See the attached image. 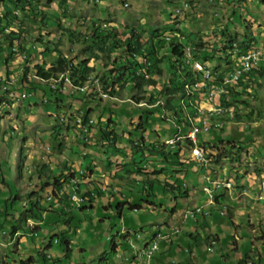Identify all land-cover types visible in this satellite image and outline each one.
<instances>
[{
	"label": "rangeland",
	"instance_id": "obj_1",
	"mask_svg": "<svg viewBox=\"0 0 264 264\" xmlns=\"http://www.w3.org/2000/svg\"><path fill=\"white\" fill-rule=\"evenodd\" d=\"M2 6L0 5L1 17L5 14ZM6 7L9 8L8 10L12 9L9 4ZM8 10L9 16L4 17L0 22V44H3V52L0 53V76L11 82V85L7 86V92L11 89H16V91L11 97L5 94L0 95L2 98L0 103L3 104H0V204L3 205L4 200L9 199L12 193L18 194L17 200H27L30 191L34 193V198L37 197L35 192L48 180L47 175L50 177L59 175V168L61 169L63 164L68 166L67 160L72 163L77 162L76 157L79 154L80 157L82 155L89 157L86 160L87 163L79 159L82 164L80 168L85 172V178L82 180L87 181L85 185L81 182L80 188L91 190L97 187L101 188L99 185L103 184L104 175L108 176L105 174L104 167L108 166L116 169L114 171L116 176L125 172L126 178L130 181L133 177H135L133 181L138 177L140 180H136L134 183L126 179L121 183L107 177V184L118 186L116 191H110L113 204L115 205L119 200L130 199L134 203L139 198H146L152 202V205H147L143 200L140 201L141 209L132 213L125 206L121 212L122 216L115 217L113 214L105 213L102 208V204L107 205L110 195L105 197L103 194L101 195V191H98L99 193H95L96 202L92 207H84L82 211L80 210L81 212L77 209L69 212L70 208L68 209L66 206L65 209L68 213L63 216L64 222L59 220L60 224L54 221L60 218L59 216L49 212L45 213L40 229L37 230V240L48 239L50 234L60 232L65 233L71 239L72 253L68 259L63 257L65 245L62 239L61 242L53 244L48 250V253L53 257L63 258L56 264H81L82 262L85 264H112L114 261L120 260V256L111 249L109 241L117 229L125 227L126 229L130 228L131 231L134 229L138 232L144 231L142 234L149 237L150 231L157 224L165 222V218L170 213L169 209L175 206L174 196L171 192L163 191V187L157 183L153 185L152 189H147L148 185L144 181L155 178L156 174H152V168L153 170H163L161 174L157 175L158 177L156 176L161 183L165 184L166 179L171 180L170 174L176 165L170 162L165 163L162 157L155 153L166 152L167 147L162 144V140L165 135H169L168 130L172 125L166 124L167 129L158 127L161 123L159 120L152 119L154 113L149 115L148 127L143 131V135L147 134L148 143L145 147H150L147 151L153 153L144 154L142 161H135L131 156V152H135L137 147L131 141L129 131L135 130V121L140 113L147 109L134 104L135 100L131 96L137 93L132 90L127 74H124L118 67L119 62H126L124 59L127 56L121 46L124 35L120 32L134 27L140 32L143 39L149 38L150 40L153 37L157 50L154 58H160V61L153 63L151 60L153 65L148 64L149 75L155 76L157 82L156 87H149L148 90L156 97L158 86L160 88V85L169 80L173 72V69H169V60L164 55L165 47L168 48V46L165 41L158 39V33L163 38V33L177 29L185 39L190 38L189 35H195V39L201 41L207 50H210L211 47L215 48V46L225 45L228 47L231 45L229 40L240 41L243 38L250 39L252 37L257 39V43L253 44L252 48H264V0H25L23 5L13 11ZM103 24H106V27ZM94 30L101 31L104 35L92 39ZM105 30H109V33ZM111 31L112 33H110ZM115 31L117 32L115 33ZM5 36H8L9 39H5ZM54 45L57 50L78 66L88 58L87 64L83 67L93 68L89 76L92 82L98 80L100 88L103 86L104 89H114L116 92L114 97L117 100L107 97L99 99L100 95L92 93L91 90L85 93L86 96L61 86V94H66L68 97L58 103L51 96L52 92L48 84L37 79L33 70L35 64L48 63L55 59ZM234 46L236 47V45ZM12 47L13 51H11ZM220 53L216 51L217 55ZM94 54H99V58L94 59ZM24 55L28 58L27 66H29L27 75L29 81L27 83L32 82L37 87L35 91H29L30 94H28V88L20 90V73L25 66ZM114 58H116L115 64L112 62ZM138 60L142 61L140 58ZM5 61L8 62L7 66H4V64L6 65ZM213 63L217 66L223 64H220L218 59ZM127 66L129 65L127 64ZM112 68L113 70H110ZM158 68L161 72L156 74ZM261 75L253 80L246 90L238 91L236 96H231L233 97L232 102H227V105L231 106L230 112L233 118L227 121L223 128L210 129L209 132L199 136V143L216 140L211 147L213 151L222 152L224 145L227 148L232 147L230 148L233 152L232 156L223 158L218 164L208 163L207 168L213 170L211 180L214 179L213 175L216 177L225 167L232 176L236 175L237 178L240 176L239 181L241 180L242 183V178L250 174L251 171L259 173V170L264 169V72ZM61 83L62 80L58 85ZM91 87L90 85L89 88ZM175 100L176 98H173V101ZM143 101L150 103L148 97ZM189 109L193 110V108ZM84 112L87 113V117H84ZM171 116L168 113L166 117ZM77 117L82 119L81 123L75 121ZM108 119H111V122L106 129L114 130L117 135L123 137L122 140L115 143L114 147L109 146L106 141H100V135L105 129ZM83 127H86L89 133L87 140L82 139L81 142L78 137ZM149 133L151 134L148 135ZM165 140L166 137L163 142ZM29 143L31 145L27 147ZM46 147L49 149H44ZM179 147L182 149L180 151L181 159H185L184 162L188 163L191 145L185 142L181 143ZM238 149L239 151H237ZM74 150L80 153H76ZM175 150L172 149L173 152ZM42 152L47 154L46 157L41 155ZM82 152L84 153L82 154ZM106 156H108L107 162L104 161ZM90 158L96 160L102 169L99 165H89L87 168L86 165L89 164ZM123 161L125 165H122ZM107 164L108 166H106ZM189 164L191 168L197 165L193 160L189 161ZM43 165L48 169L46 168L44 172L40 173ZM89 167L93 171L91 176ZM136 168H141L143 171L147 169V172L135 171ZM192 173L195 174L196 171ZM59 179L62 181L63 177ZM185 182L187 186L190 185L188 177L185 178ZM91 183L94 186H89ZM64 186L66 188L68 185L64 184ZM254 187L253 184L249 188L254 190ZM51 189L52 182L44 191H40L45 206L50 204L47 203L50 202L47 197L51 196L48 192ZM119 189L126 198H122L120 192L117 193ZM262 193L264 195V192ZM176 199L177 211H180L187 199L178 195ZM86 202L89 204L88 201ZM16 204L15 201L13 207ZM52 205L54 204L50 205L51 208H53ZM94 213L95 215H93ZM4 217L0 219V225L10 230L8 224H4ZM69 218L72 222H68ZM236 219L240 221L242 215L237 214ZM52 220L53 224L50 226ZM12 223L15 222L12 221ZM29 223L35 226L33 221L28 222L26 219L23 223L19 221L16 223L19 227L22 226L20 227L21 254L16 253L14 241L6 247L0 246V253H7L8 258L13 262L21 260L18 258L19 255L25 260L31 255L36 259L33 263H39L37 259L40 258V254L33 249L30 238H28V242L23 240L27 238L24 225L28 226ZM218 223L220 236H224L225 232L228 234L227 237H221V239H224L225 243L230 240L229 243L232 247L229 253L230 259L236 256L240 258L232 245V242L235 241L234 233H230L233 229L232 226L228 224V226L226 225L227 231H221V220H218ZM65 225L72 226L71 232ZM10 235L2 240L4 246L6 242L15 238H11ZM237 235L242 237L240 233ZM250 239L237 240L240 245L248 249L245 252L241 246L239 247L238 252L242 256L250 254L249 251L253 252L254 250L252 248L254 244ZM25 247L30 253H22ZM124 247L119 244L118 251L124 252ZM224 247L226 246L224 245ZM142 248L143 246L140 244L137 250ZM261 248L262 244H257V249ZM262 251L264 253V247ZM101 254H104L103 258ZM201 254H204L206 259L212 262L208 264H242L239 262V258H237V262L225 260V255L222 254L219 245H215L211 252L205 248ZM193 259L192 264L203 262L196 255H193ZM46 264L53 263L47 262Z\"/></svg>",
	"mask_w": 264,
	"mask_h": 264
},
{
	"label": "trees",
	"instance_id": "obj_2",
	"mask_svg": "<svg viewBox=\"0 0 264 264\" xmlns=\"http://www.w3.org/2000/svg\"><path fill=\"white\" fill-rule=\"evenodd\" d=\"M7 3H11L15 7H19L20 5H23L25 3V0H0L1 5H5ZM4 10H5V14L3 15V18L6 16H9L7 10L5 8H4ZM105 32L109 33V30H105ZM116 32L117 31H115V33ZM110 33H112V31ZM120 33L124 35V36H122L123 39H122L121 46L126 51L127 56L124 59L126 62H124V61L119 62L118 67L121 68V71L124 72V74H127V77L131 83L132 90L137 93L136 95L132 94V96H131L132 99H134L135 102H139V101L144 100L145 98L148 97L150 99V101H152L151 104H154L155 102L162 101V100H158V99L164 98L167 110L172 111L173 115H174L173 116L172 114H170L172 116L169 118L171 120L175 119V121L179 122L180 124L184 123L183 125H181L182 126V132L184 133L188 129V123L183 121L182 118L180 116H178L177 107L181 108L182 104L178 101L177 102L173 101V98H174V96L179 95V94L184 92V84L186 83L187 79L192 75V73L189 70H187L184 65L181 66L180 65L181 63H179L178 61H175V60L172 61V59H174V58L179 60V58L182 54V51L180 49L181 44L177 45V44H174L172 42H169L168 40H165V38H160L161 35L158 33V35H157L158 39L160 38L161 41H165L166 45L168 46V48L165 47L166 52H168V55H166V54H164V55L168 58V60H169L168 63L170 65V68H173L174 71H173L172 75L170 76L169 80H167L165 83L160 85V88L158 86V89H156V93H158V95L156 97H154L149 92L148 88L152 87V86L156 87L157 82H156L155 76L149 75V69H150L149 65L151 64V62H150L151 60L153 61V63L154 62L157 63L158 61H160L159 60L160 58H154L156 56L157 50L155 47V42H153L154 41L153 37H151L152 39H150V40H149V38L143 39L140 32H138V30L134 27L128 28L126 31H122ZM102 34L103 33H101V31L98 32V30H94V33L92 35V39L97 38ZM5 37H6L5 39H9L8 36H5ZM102 37H104V36H102ZM229 43H231V44L235 43V45L237 46L238 49L246 50V49L252 48L251 46L253 44L257 43V39H256V37H252L250 39L243 38L240 41H236L235 39H233V40H229ZM200 44L201 43L199 42L198 45H200ZM2 50H3V44H0V53L3 52ZM53 51L56 52V54H55L56 57L49 65L45 62L42 64H39V63L35 64V66H34L35 72L34 73H36V75L40 76L41 78H49L50 76L55 75L56 73L67 72L70 74V76L73 79V83H75V84H82L84 81H86L89 78L93 68L88 67V66H85V68L83 67L84 65L87 64L88 58L86 60H83V62L80 64V66H78L71 59H68L63 53H61L59 50H57V47H55V45H54ZM111 51H112V49L110 50V52ZM245 54H246V52L241 53L240 56H244ZM98 55L99 54H94L93 58L98 59L99 58ZM138 58H140L142 61L138 60ZM115 61H116V58H114V60L112 62L115 64ZM24 62H25L24 71L21 73V76H20V81H21L20 90L28 88L27 89L28 94H30L29 91H35L37 89V87L34 86V84L32 82L27 84V82L29 81L28 77H27V73L29 71V66H27L28 58L24 59ZM142 62L144 63V65ZM153 63L151 65H153ZM7 64H8V62L6 61V66H7ZM116 64H117V62H116ZM127 64L129 66H127ZM256 66L257 65L254 64L251 67V70L255 69ZM179 69H180V71H179ZM110 70H113V68ZM124 70H126L127 72L125 73ZM178 71H179V73H178ZM160 72H161V70L158 68L156 70V74H159ZM181 72H184V74L181 75L180 74ZM258 72L260 74H263L264 71L259 69ZM7 73H8V71L6 72V74ZM249 75L251 76L249 78V81L254 80V79H252V76L254 75V73H250ZM239 86L241 88H243L241 83ZM50 90L52 92L51 96L54 97L58 103H60L62 100H64V98L68 97V96H66V94L65 95L61 94V91L58 88H56V89L50 88ZM68 93H70V92H68ZM68 93H67V95H68ZM109 93H110V95L116 94L114 89L110 90ZM0 99L2 100V98H0ZM220 100H221V98H219V100H218V98H216L215 103H219ZM179 103L181 104V107H180ZM157 111H160V109L157 107H154L152 109H147L146 111L141 112L140 115L138 116V119L136 121L135 131H140L142 138H143V131H145L146 128L148 127L149 115H152L153 113L155 114ZM182 112H183V109H182ZM154 114H153L152 119H156V120H162L163 119V118H160L159 116H154ZM182 121H183V123H182ZM110 122H111V120H110ZM107 127L108 126H106L104 130H102L100 141H106V143L109 146L114 147L115 143L118 142L117 135L115 133H113L112 131L106 129ZM168 132L170 134L174 133L175 129L171 128L170 130H168ZM78 140H82V139L78 138ZM198 141H197V143H198ZM214 141L215 140L212 139L211 142L214 143ZM187 142H188V144L192 145V143L189 141V139L187 140ZM230 148H232V147H230ZM230 148L227 151L223 150L222 152H218L215 156L216 159L214 158V160H211L210 163L218 164L223 158H226L228 156V154L231 153ZM152 149L154 150V148H152ZM172 149H176V150L173 152ZM180 151H182V149L179 147V143H177V146L175 148L167 147L166 152H157V153L154 152L155 154H158V156L162 157V159L164 160L165 163L170 162V163H174L176 165L170 174V177L173 178V182L168 181L166 179L165 184L161 183L159 178H157L158 177L157 175L161 174L163 170H161V169L153 170L152 174H154V175L156 174L157 177L155 176V178L153 180L152 179H150V180L145 179L144 180L145 183L148 185L147 189H152V187L155 183H157L161 187H163V191H167V192H171V193L179 192V190L183 188V187H181L180 183H178L179 174L181 173V171H183V167L188 169V168H191V165L189 164V162L188 163L184 162L185 159L184 160L181 159L180 155H182V154L180 153ZM237 151H239V149ZM151 153H153V152H151ZM67 162H69V164L66 163L68 166L63 164V167L61 169L59 168V172H58V173H60L59 175H54L51 177L49 175H47L48 180H46L42 184L40 189L37 192H35V194H37V197H35V199L33 197L34 193L32 191L29 192V195L27 197L28 199L23 200V201H22V199L17 200V197H18L17 193H12L11 197L9 199L4 200L5 202L3 205L0 204V205H2V206H0V219H2L5 216L4 217V224L5 225L8 224L7 226L10 227V233L11 234L15 233L16 231L21 229L20 227H22L21 225L19 227L16 223L18 221L20 223H23L27 217H29L30 219H32L35 222H38L39 226H37L36 229H39L40 224L42 223L43 215L45 213H48V212L53 214V215L56 214L57 216H59L60 218L55 219L54 221L58 222L57 224H60L59 220H62L63 216L68 213L67 209H65L66 206L68 207V209L70 208L69 197H70V193H71V186H69L70 188L68 186L65 188L64 184L70 183V181L73 177H76L79 181L86 183L85 182L86 180H82L83 178H85V174H84L85 172L79 173L78 167L74 168V163H72L68 160H67ZM197 167L200 169L205 168V166H202V165H197ZM46 168L48 169V167L43 165L41 170H40V173L44 172ZM89 171L91 172V168H89ZM127 171H131V170H127ZM140 172H143V170L141 168H140ZM260 172H261V170H259V173ZM112 176H113L112 174H108L107 177L112 178ZM60 177H63L62 181H60V179H59ZM239 178H240V176H239ZM50 180H52L51 182H52V187H53L51 192L55 195V197L57 198V201H58L57 202L58 204L56 205V207L54 209L51 208V206H48V207L43 206L41 204L42 196L39 194L40 191L41 192L44 191V189L46 187L51 185ZM80 185L81 184H77L75 187V191L78 194H80V196L83 199V201L80 202L79 207H78L79 212H81L84 207L91 205V203L93 202V200L95 198L93 195L95 193L94 192L95 190L97 193L100 192V188H96V189L94 188V190L83 189V188H80ZM61 190H62V192H61ZM98 190H99V192H98ZM184 192H185V190H184ZM143 200L145 201V203H150V204L152 203L151 201H149L146 198H139V200L134 202V203L133 202H127V203L117 202L113 206V213L112 214L115 217H120V208L124 204H128L129 209H138V208L140 209L142 207V204L140 203V201L142 202ZM15 201L17 202V204L15 207H13V204ZM86 201H88L89 204H87ZM215 202L216 203L218 202L217 197H215ZM111 205H113V203L112 204L110 203L107 206H103V207L105 209L107 207L112 208ZM72 210H73V208L70 209L69 212H71ZM7 216L10 218H8ZM8 219L11 221H9ZM12 221H14L15 223H12ZM5 222H8V223H5ZM52 222H53V220L51 221L50 226H51V224H53ZM68 222H72L70 218H69ZM24 226H26L25 231L30 230V228L27 226V224ZM0 228H7V227L0 226ZM127 235L128 236H126V233H125L123 236L120 235V237H118L117 233H115V234L113 233V235L111 236V238L109 240L111 243V246H110L111 249L116 251L115 248L117 245L118 238L120 239V242H121L122 238H124L125 243H126V246L124 247V250H125L124 252L125 253H131L132 249H133L131 246V242L135 245H139V243H141L142 233L137 232V230L134 229V230H132L131 235L129 232ZM165 241H162L161 243L163 245H166L167 243ZM67 242H68L67 239L64 240V244H66ZM168 245H173V244L171 243ZM190 252H192V250L188 249V253H190ZM66 253H68V252H66ZM182 254H185V252L183 251ZM193 255H196V252H193ZM64 256L67 257L68 255L65 254ZM131 257L136 259V256H131ZM242 262L245 264H248L245 260H243ZM27 263H28V260L20 261V264H27Z\"/></svg>",
	"mask_w": 264,
	"mask_h": 264
},
{
	"label": "clouds",
	"instance_id": "obj_3",
	"mask_svg": "<svg viewBox=\"0 0 264 264\" xmlns=\"http://www.w3.org/2000/svg\"><path fill=\"white\" fill-rule=\"evenodd\" d=\"M11 5L12 6V9L11 10H8L9 8H7L6 7V5ZM1 5V4H0ZM2 6V5H1ZM2 8L4 9H6V10H8V11H13L15 8H18V7H15L14 5H12L11 3H7V4H5V5H3L2 6ZM1 21H3V17H1L0 16V22ZM104 25V27H106V24H103ZM104 29V28H103ZM106 29V28H105ZM166 36H168L169 37V39H166L165 37ZM190 36V38H188V39H185V37H183V35L180 33V30L178 31L177 29L176 30H172V31H170L169 33H163V35H162V37L163 38H165V40H168L169 42H172V43H174V44H181V51H182V54H181V56H180V58H179V60H177V59H172V61L173 60H175V61H178L179 63H181L180 65L182 66V65H184L185 66V68L187 69V70H189L191 73H192V75L187 79V81L186 82H188V80H191V79H193V76H194V74H193V69H192V66L189 64V63H187L185 60H184V58L182 59V57L184 56V53H185V45L186 44H188V43H190V44H192L193 45V49H194V51L196 52L195 54H194V59L195 60H198V61H201V62H208V63H210V65L214 68V69H216V70H221V69H223V68H225V66H230L231 64H232V61H233V59H234V57L236 56V53H240L241 51L240 50H238V48H237V46L235 47L234 45H235V43H233V44H231L230 46H228V47H226L225 45L224 46H220V47H217V46H215V48H212L211 47V49L210 50H207L206 48H204V46L202 45V44H200V45H198V43L200 42L201 43V41H197L196 39H195V35H189ZM161 38V37H160ZM195 41V42H194ZM250 49H255V48H250ZM264 50V48H260V49H257L260 53H261V55L262 56H264V52H262V51H260V50ZM14 50V48L12 47L11 48V51H13ZM247 50V49H246ZM216 51L217 52H221L220 54H216ZM242 51H244V50H242ZM165 54H167L168 55V52H166ZM2 56V55H1ZM162 56V55H161ZM186 57V56H185ZM229 57V58H228ZM27 57L24 55V58H23V60L24 59H26ZM190 59H193L192 57L190 58ZM216 59H218L219 60V63L221 64V63H223V64H221V66H217V64H215V63H213V62H215L216 61ZM52 62V61H51ZM51 62H45V63H47L48 65L51 63ZM5 63H6V61H5ZM42 63H44V62H42ZM41 63V64H42ZM143 63V62H142ZM219 64V65H220ZM47 65V66H48ZM143 65H144V63H143ZM4 66H6L5 64H4ZM34 67V66H33ZM143 67V66H142ZM169 69H173V68H169ZM260 70H262V71H264V69H261V68H259ZM34 70V72H35V69H33ZM186 70V71H187ZM23 71H24V69H23ZM22 71V72H23ZM173 71H174V69H173ZM179 71H180V69H179ZM179 71H178V73H179ZM21 72V73H22ZM21 73H20V76H21ZM61 73H66V74H68L69 75V77H70V79L72 80V83H73V79H72V77L70 76V74L69 73H67V72H61ZM61 73H56L57 75L58 74H61ZM173 73V72H172ZM55 74V75H56ZM181 75H183L184 74V72H181L180 73ZM27 75H28V73H27ZM34 75L35 76H37V77H40V76H38V75H36V73H34ZM172 75V74H171ZM9 76V75H8ZM262 75L260 74V76L259 77H261ZM45 79H48V78H45ZM255 79H257V78H255ZM254 79V80H255ZM29 80V79H28ZM7 81V79H3V78H1V76H0V83L1 84H3V83H5ZM97 82H98V80H96ZM253 81V80H252ZM252 81H250L249 83H246V84H244V85H242L243 86V88H241L240 86H238L237 88H236V90L234 91V92H232V91H229L226 95V97H225V99H224V101L223 100H220L221 101V103H225V105L226 106H228L227 105V102H232V98L233 97H231L232 95H234V96H236V92H238V91H244V90H246L249 86H250V84H251V82ZM88 83V87L91 85L92 86V84H93V82H92V80H91V78L89 77L86 81H84L82 84H80V85H83V84H85V83ZM92 83V84H91ZM99 83V82H98ZM28 84V83H27ZM46 84H48L47 82H46ZM73 84H75V83H73ZM186 84V83H185ZM184 84V85H185ZM48 86H49V84H48ZM50 87V86H49ZM51 88V87H50ZM52 89V88H51ZM89 90H91L92 91V87L91 88H89L88 89V91ZM100 90L101 91H106V92H108V94H109V96L110 97H108V98H110V99H113V100H117V99H115L114 98V96L115 95H110V93H109V91L111 90V88H106V89H104L103 88V86L100 88ZM13 91H16V89L15 90H13ZM76 92H80L81 94H85L86 92H81V91H79V90H75ZM72 92H74V91H72ZM72 92H70V93H72ZM232 92V93H231ZM21 93V92H20ZM92 93H94L93 91H92ZM92 93H90V94H92ZM184 93H185V88H184V92L183 93H181V94H179V95H176V96H174V98H176V102L178 101L179 102V100H180V98H182L183 97V95H184ZM0 95H3V93L2 94H0ZM86 96H87V94H85ZM100 95V94H99ZM7 96V95H6ZM101 95H100V97H99V99H101ZM103 98V97H102ZM163 99V102H164V104H165V107H166V103H165V99L164 98H161V99H158V100H162ZM1 100V99H0ZM140 102H145V101H143V100H141V101H139V102H135L134 104L136 105L137 103H140ZM152 101H150V103H151ZM1 105H3L2 103H0ZM179 105H180V107H181V104L179 103ZM137 106V105H136ZM137 107H139V106H137ZM155 107H157V108H161L160 107V105L158 104L157 106H155ZM228 107H230V110H231V106H228ZM146 108V107H145ZM152 108H154V107H152ZM152 108H150V109H152ZM146 109H149V108H146ZM167 109V108H166ZM230 110L228 111V115H230V116H228L227 118H225V119H223V125L221 126V127H217V128H213V129H220V128H223L224 127V125H225V123L227 122V121H230L232 118H233V116L231 115V112H230ZM169 111V110H168ZM158 112L159 111H157L156 113H155V116H158ZM181 112H182V108H178L177 107V113H178V116H180L181 118H182V114H181ZM169 114H172L173 115V112L172 111H169ZM84 117H87V113L86 112H84ZM174 116V115H173ZM78 119H80V121H78ZM61 120H62V118H61ZM110 120L111 119H108V122H107V124H106V126H108L109 125V123H110ZM154 120V119H153ZM76 122H78V123H81L82 122V119L80 118V117H77L76 118V120H75ZM137 121V120H136ZM136 121H135V124H136ZM157 121V120H156ZM162 121V122H161ZM159 120V122L161 123V125L160 126H158V127H164L165 129H167L166 128V124L167 125H170V123L169 122H167L166 120H164V119H162V120ZM171 126V125H170ZM102 127V126H101ZM136 127V126H135ZM170 128H173V126L172 127H170ZM212 129V130H213ZM104 130V129H103ZM170 130V129H169ZM110 131H112L113 133H115L114 132V130H111L110 129ZM135 131V130H134ZM129 131V136L131 137V141L132 142H134V144L136 145V147H137V150L135 151V152H131V156L134 158V160L135 161H142V159H143V156H144V154L145 155H150V153L151 152H148L147 150L150 148V147H145V145L148 143L147 142V139H146V135L147 134H144L143 135V138L141 137V133H140V131ZM209 132V131H208ZM88 133H89V131H88V129L86 128V127H83L82 128V130L80 131V136L78 137V138H81V139H83V140H87V135H88ZM102 134V133H101ZM116 134V133H115ZM151 133H149L148 135H150ZM172 134V133H171ZM170 133H169V135L168 136H170L171 135ZM203 134V133H202ZM117 135V134H116ZM168 136H164V138L165 137H168ZM200 136H202L201 134H200ZM100 137H101V135H100ZM128 137V136H127ZM164 138H163V140H164ZM123 139V137L121 136H119V135H117V140H118V142L120 141V140H122ZM163 140H162V144L164 145V146H166V147H169V146H167V145H165L164 144V142H163ZM199 140V139H198ZM215 140V139H214ZM79 141H81V140H79ZM212 141V140H211ZM209 142L210 144L212 143V142ZM216 141V140H215ZM217 141H220V140H217ZM230 141H232V140H230ZM82 142V141H81ZM88 142V141H87ZM204 144H206V142H203V143H197V145H204ZM30 145H31V143H29V145L27 146V147H30ZM179 145H181V144H179ZM213 146V143H212V145H210V148L208 149V152H209V161H208V163H210L211 162V160H212V158H215L216 159V154L218 153L217 151H213V150H211L212 147ZM225 147H223V150H229V148H227V146L226 145H224ZM191 147H192V145H191ZM83 148H84V146H83ZM169 148H172V147H169ZM44 149H46V150H48L49 148H44ZM85 149V148H84ZM76 153H80V152H78V151H76V150H74ZM190 151H191V149H190ZM231 153L230 154H228V156H232L231 154H233V152L232 151H230ZM84 152H82V154H83ZM41 155L42 156H44V157H46V155L47 154H45V153H41ZM78 157H76L77 159L78 158H80L81 159V161L82 162H84V163H87L86 162V160L87 159H89V157H87V156H83L82 155V157H80V154L79 155H77ZM188 157L190 158V160L189 161H191V160H193L192 158H191V156H190V154L188 155ZM107 159H108V156H106V158L104 159V161H106L107 162ZM183 160V159H182ZM80 161V160H79ZM188 161V162H189ZM194 161V160H193ZM185 162H187V161H185ZM195 162V164H197V165H202V164H199V163H197L196 161H194ZM74 163V168L75 167H78V171H79V173H84V171H83V169H81L80 167L82 166V164H81V162H80V164H78L77 162H73ZM83 163V164H84ZM89 164L88 165H86V167L88 168V166L89 165H95V164H91V161L89 160V162H88ZM208 163L206 164V165H202V166H205V167H208ZM122 165H125L124 164V161L122 162ZM196 165V166H197ZM106 166H108V164L106 165ZM122 167H124V166H122ZM90 168V167H89ZM105 168V174H112V172H111V167H104ZM191 169V168H190ZM140 171V168H137V169H135V171ZM83 171V172H82ZM152 171H153V168H152ZM186 171H187V168H184L183 169V171L179 174V179H178V183H180V185H181V187H183L182 189H180L179 190V192H174L175 194H173V193H171L174 197V200H173V198H172V200L174 201V203H175V200H176V197H177V195L178 196H181V194L182 193H184V188H185V185H186V182H184V179L186 178L185 177V175H186ZM92 172V173H91ZM89 171V175L91 176V174H93V171ZM143 172H147V169L145 170V171H143ZM142 172V173H143ZM150 173V172H149ZM85 174V173H84ZM125 174V172L123 173V175ZM113 176L114 175H116V174H112ZM214 177V179H212V180H215V179H220V180H224V181H226V180H229L230 182H231V184H232V186H231V188H229V189H232L233 187H235L234 186V183H238V180L240 179V178H237V176L236 175H234V176H232L231 178H226V177H221V178H218V177H215V176H213ZM133 178H135V177H133ZM133 178H132V181H130V180H128L127 179V181H130V182H132V183H134L136 180H140L138 177H136V179L133 181ZM205 180H207V184H208V181H212L211 180V177L209 176H207V177H205L204 178ZM169 181H172L173 182V178H171V180H169ZM85 182H87V181H85ZM67 185H68V187L69 186H71V193H70V197H69V201H70V209H72L73 208V210H75V209H77L78 210V207H79V204H80V202L81 201H83V199H82V197L80 196V194H78L76 191H75V187H76V185L77 184H81V181H79L76 177H73L72 179H71V181H70V183H66ZM83 184H85V183H83ZM206 184V185H207ZM89 186H94V184L93 183H91V185H89ZM101 188H100V191L102 192V194L105 196V197H108V195H110L109 196V198H108V203H107V205L108 204H110L111 202L113 203V201H112V199H113V197H111V194H110V191L112 190V191H116V189L118 188H116V189H114L113 187H111V186H114V185H110V184H107L104 180H103V184H101V185H99ZM49 187V186H48ZM114 187H116V186H114ZM70 188V187H69ZM98 188V187H97ZM52 189H53V187H52ZM51 189V190H52ZM63 189V188H62ZM96 189V188H95ZM218 189H227V190H229L228 188H224V187H220V188H218ZM218 189H216V190H214V192H213V194H214V197H213V204H211V205H206V201H207V195H206V199H205V201H204V203L203 204H200V205H194V206H188V207H186L183 211H182V218H181V220L183 221V222H185V221H187V220H196L197 219V216L198 215H201V216H203V217H205V216H207V215H210L211 214V211H210V207H212L213 209H214V211H215V214L217 215V216H219L221 219H228V208H227V205L226 204H217L216 202H215V197L217 196V193L216 192H218ZM51 190H48V192H49V194L51 195V196H49V197H51V199H50V202H47V203H50L49 204V206L51 205V204H54V205H52L53 206V209L56 207V205L58 204L57 202V198L55 197V195L51 192ZM91 190V189H90ZM92 190H94V189H92ZM202 190H203V188H202ZM99 191V190H98ZM61 192H62V190H61ZM60 192V193H61ZM92 192V191H91ZM95 193H97L96 192V190L94 191ZM121 193L122 191L121 190H119L117 193ZM204 192V191H203ZM95 193L93 194L94 195V197L96 196L95 195ZM205 193V192H204ZM40 194V193H39ZM101 194V195H102ZM206 194V193H205ZM73 195H77L81 200H79V201H74V199L72 198V196ZM99 196H100V194H99ZM121 197L122 198H126V196H124L122 193H121ZM48 198V197H47ZM35 199V198H34ZM107 199V198H106ZM20 200V199H19ZM23 201V200H22ZM95 202H96V199L94 198V200H93V202L91 203V205H89V206H91L92 207V205H95ZM118 202H124V203H127L126 201H124V200H119ZM111 203V204H112ZM41 204L43 205V206H45L44 205V202H43V199H42V202H41ZM147 205H152V203L150 204V203H146ZM106 204H102V208L103 209H105L103 206H107ZM124 205H127V208L129 209V207H128V204H124ZM123 205V206H124ZM176 205V204H175ZM112 206H114V204L112 205ZM123 206L121 207V208H123ZM154 206V205H153ZM199 206H202V212H200V213H198V214H196V216H195V218H186V219H184V212H185V210L186 209H189V208H195V207H199ZM225 207L224 209H222V207ZM45 207H48V206H45ZM95 207V206H94ZM120 208V209H121ZM142 208V207H141ZM140 208V209H141ZM84 209V208H83ZM82 209V210H83ZM173 209H175V206L172 208V209H169V211H171V210H173ZM220 209H222V214L220 213ZM72 210V211H73ZM80 210V209H79ZM130 211H135V210H139V208L138 209H129ZM173 213V212H172ZM93 215H95V213L93 214ZM122 215H121V212H120V217H121ZM26 221H28V222H30V221H33L32 219H30L29 217H27L26 218ZM34 222V225L35 226H33L32 224H28V227L30 228V230L29 231H27V238H30V241L32 242V241H35V246H36V248H34L35 250H37V252L40 254V258L39 259H37L38 261H39V263L38 264H46L47 262H51V263H53V264H56V262H60V260L61 259H63V258H58V257H53L50 253H48V250L52 247V245L53 244H57V243H59V242H61V239H62V241L64 242V240H68V242L66 243V244H64L65 245V251H64V255L65 254H67L68 256L67 257H65L64 256V259H68L70 256H71V253H72V249H71V239L69 238V236H67L65 233H63V232H60V233H55V234H50L49 235V237H48V239H44V238H41V239H39V240H37V236H38V233H37V230L38 229H36V227L37 226H39V223L38 222H35V221H33ZM0 226H3V225H0ZM67 228H68V230L71 232V228H72V226L71 225H65ZM162 226H165V227H167V228H169V229H172V228H179V231H178V233H175V234H172L171 236H170V238H168V239H161V240H159L158 241V249H156L155 251H153L152 252V254L150 255V257H149V263L148 264H153V262H154V257L156 256V255H158V254H160L161 252H162V248H163V246L164 245H162V241H165L166 243H167V245L168 244H171V243H173L174 242V237H176V235L177 234H179L180 232H181V228L179 227V226H174V225H171V224H169L168 222H163L162 224H157L156 226H155V228L154 229H152L151 231H150V236L148 237L147 236V238H146V235H144V234H142L143 236H142V238H141V243L140 244H142V246H143V248L141 249V250H137V248L140 246V245H135V244H133L132 242H131V246H132V250H133V256H136V260H135V264H145L143 261L146 259V256H145V254H144V252L146 251V250H148V249H150V245L152 244V242H153V238L156 236V234H157V232L159 231V229H161L162 228ZM39 229H40V227H39ZM122 229H124V228H122ZM118 230V231H117ZM116 231H115V233H117V235L118 234H120V235H124L125 233H126V236H128L127 234H128V232L130 233V235H131V233H132V231H131V229H126V230H119V229H117ZM2 231H5V233L3 234L2 233ZM138 232V231H137ZM142 232H144V231H142ZM141 232V233H142ZM114 233V234H115ZM9 235H10V230H7V228H0V246H2V247H6V246H8V245H10L13 241H14V247H15V250L17 251V250H20V247L21 246H19V239L21 238V230L19 229L18 231H16L15 233H13V234H11L10 235V237L12 238V237H15V238H12L11 240H9L8 242H6L5 243V246H4V242L2 241L3 239H6L7 237H9ZM18 235V237H16ZM57 236V237H56ZM58 236H60L59 237V239H58ZM111 238V237H110ZM26 239V238H25ZM122 239H124V238H122ZM110 240V239H109ZM118 243H117V245H116V253L118 254V247H119V244H121L120 243V239L118 238V241H117ZM122 246H125L124 244H121ZM215 245H217V243H216V240H215V238H211V240L209 241V243H207V246H205V248L209 251V252H211V251H213V248H214V246ZM188 247H183L182 248V250L185 252V255H188L189 256V259L191 260V262L193 261V250H192V252H190V253H188ZM66 252H68V253H66ZM22 253H24V252H22ZM119 256H121V254H118ZM101 256H102V258L104 257V254H101ZM19 257V256H18ZM22 257V256H21ZM0 258H1V264H20V261H22V260H25V258H20L21 260H19V261H16V262H13V260H10L9 258H8V254L7 253H3V252H1L0 253ZM126 260H129V258L128 257H126L125 258ZM26 260H28V263L27 264H34L33 262H34V260H36L33 256H31V255H29L28 256V258L26 259ZM143 262V263H142ZM191 262H189V263H186V264H192ZM171 263H176V261H174V260H172L171 261Z\"/></svg>",
	"mask_w": 264,
	"mask_h": 264
},
{
	"label": "crops",
	"instance_id": "obj_4",
	"mask_svg": "<svg viewBox=\"0 0 264 264\" xmlns=\"http://www.w3.org/2000/svg\"><path fill=\"white\" fill-rule=\"evenodd\" d=\"M79 159L80 158L77 159L78 164H80L81 162L79 161ZM90 161L91 164L99 165V163L94 159L90 158ZM99 167L100 169H102L100 165ZM115 170L116 169L111 168L112 174H114ZM193 171H196V173L195 174L192 173ZM256 173L257 172L251 171L250 174L242 178L243 183L241 182V180L240 181L238 180V183H234L235 187H233L232 189L229 190L218 189V192H216L217 193L216 197L218 200L217 204L219 205L223 203L227 205L228 219H219L220 217L217 216L215 214L214 209L210 207V211H211L210 215H207L205 217L198 215L196 220L189 219L183 222L181 220L182 218L181 216H182V211L186 207L194 206L197 204L200 205L204 203L206 199V194L203 192L202 188L204 185L207 184V180H205L204 178L207 176L211 177L213 174V170H210L207 167L200 169L196 165H194L191 169L188 168L186 171V177H188L190 185L188 184L189 186H187L186 183L184 188L185 192L181 194L183 198L187 199L185 201L186 204L182 205V209L180 211H177V199H176L175 209L171 210L168 216L165 218V222H168L169 224L174 226H179L181 228V232L177 234L176 237H174V242L172 243L173 245L166 244L163 246L162 252L154 257L153 264H173L171 263L172 260L176 261V263L174 264H186L191 262L188 255L182 254L183 247H188L190 250L196 252V257L199 256V258L202 259L203 261L200 264H208L211 261L206 259L204 254L201 253H203V251L205 250V246H207V243H209L211 238H215L217 245H219L220 249L222 250V254L225 255L224 257L225 260H233L237 262V258H239V256L230 259L229 253L232 250V247L229 243L230 240L226 241L225 243V240L221 239V237H227L228 234L227 232H225L224 236H220L221 234L219 233L218 220H221L222 222L221 231L226 230V225L228 226V224L232 226L233 229L230 233H234L235 241L233 242L231 241V242L237 254L240 255L239 258L240 263L245 264L242 262L243 260H245L248 264H264V253L262 251V248L264 247V195L262 193L264 192V178H263L264 169L262 168V171L260 173L258 174ZM194 175H198V176L196 177ZM104 176H105L104 181L106 182V180L109 177L107 178V175ZM216 177L231 178L232 174H230L227 171V168L225 167V169H223ZM110 179H114L113 181H119L121 183H123L125 179L127 180L126 175L125 174L123 175V173L117 174V176L114 175ZM253 184L255 186L254 190H250L249 187L252 186ZM112 187L116 189L118 186L117 187L112 186ZM173 194L175 193L173 192ZM126 202H131V201L130 199L129 200L126 199ZM125 206L127 205H124L123 207ZM104 210L105 213L112 214L113 206L112 208L107 207ZM123 210L124 208H121L120 212H122ZM131 212L133 213L134 211ZM237 214L242 215V219L240 221L236 219ZM122 228L124 229H119V230L121 231L126 230L125 227ZM237 233H240L242 235L241 238L243 239L251 238L250 240L254 244V246H252V248H254L253 252L249 251L250 254H245L243 256L238 252L240 246L242 247V250H245V252H247L248 249L243 245H240V243L237 241L241 239L237 235ZM117 236L120 237V234H118ZM23 240L28 242V238ZM121 242H120L121 244H124L126 246L124 239H122ZM32 243H33V249L36 248L35 241H32ZM257 244H262V248L257 249ZM224 245L226 247H224ZM19 246H22V238L19 239ZM23 252L24 254L30 253L29 250L28 251L26 250V247L25 250H23ZM117 252L118 254H121L120 260L119 261L116 260L112 264H135L136 259L131 257L133 256V250L131 253H125L120 251ZM16 253L21 254V251L17 250ZM118 254L116 253V255ZM126 257H128L129 260H126L125 259ZM18 258L20 259L23 257L19 255ZM0 264H1V258H0ZM81 264H85V263L82 262Z\"/></svg>",
	"mask_w": 264,
	"mask_h": 264
},
{
	"label": "bare ground",
	"instance_id": "obj_5",
	"mask_svg": "<svg viewBox=\"0 0 264 264\" xmlns=\"http://www.w3.org/2000/svg\"><path fill=\"white\" fill-rule=\"evenodd\" d=\"M165 38L169 39V37L167 36ZM191 47L192 49L194 48L192 44H191ZM254 50H257V49H247V50L241 51L240 53H236V55L240 56L241 53L246 52L244 56H247V54H253V53L258 52ZM195 53L196 52L194 51V54ZM183 58L187 62L186 52L184 53V56L182 57V59ZM187 63H189L192 66L194 76H193V79L188 80V82H186V84L184 85L185 94L179 100V102L182 104L181 108L183 109V113L185 114L184 119L182 118V120L188 123V129L184 133L182 132L181 124L176 122L175 119L171 120L169 117H166L169 111L166 109L163 100L155 102L154 104L147 103V102H140L136 104L139 107H146V108L155 107L158 104L160 105L161 108H160V111L158 112V116L160 118L165 119L167 122H169L175 129H178L176 132L166 137V140H165V141L170 140L172 146H169V147H172V148H175L177 146V143L179 144L185 143L187 142L188 139L189 141L192 139V135H193V117L192 116H195V122H197V127H203V130H205V132H208L210 129H213V128L221 127L223 125V119L230 116L228 115V111L230 110V107L226 106L225 103L224 104L221 103V101L219 103H215V99L217 97H223L221 98V100L223 99L224 101L225 97L227 96L226 94L229 91L234 92L236 88L240 85V83L241 85H244L250 82L249 81V78L251 77L249 75L250 73H254V75L252 76V79H255L260 76V73L258 72L259 68L264 69V57H259L258 61L251 63L249 66H248V61H240V63L235 68L234 74L232 75H231V69H226L229 66H225V68L221 70H216L208 62H201V61L194 59V64L192 62H187ZM201 64H208V71H219L218 74L215 77H213V79L206 86L202 83V78L196 74V65H201ZM254 64H256L257 66L255 69L251 70V67ZM65 74L66 73L52 75L48 79L37 77V76L36 78L42 82L53 84L54 86H61L62 83L60 85L58 84L62 80V77H64ZM188 86L190 87V89L194 91L196 95H203V97L206 98V104H197V102L193 99L192 93H190ZM68 87L72 91L79 90L81 92H86L89 89L87 82L83 85L73 84L69 75H68ZM92 91L96 94H100L103 98L110 97L108 92L100 90V85L96 80L92 84ZM3 94L7 95L8 97H11L14 93L13 92H3ZM189 108H193V110L190 111ZM78 121H80V119H78ZM198 139H199V136H194V142H191L192 143L191 150L194 151L192 152L191 158L197 163H200V154H201V156H206V164H207L209 161L208 149L210 148V145H212V143L211 144L206 143L204 145L199 146L197 145ZM164 144L167 145V142H164ZM190 156H191V153H190ZM206 164H202V165H206ZM221 186L229 189L231 188L232 184L229 180L224 181L220 179H215L212 181H208V184L203 186V191L206 193L207 196H213L214 190L220 188ZM50 199L51 197H49V200ZM202 211H203L202 209H193V217H195L196 214ZM219 211H221V209ZM165 228H166L165 226H162L161 229H165ZM2 233L4 234L5 231H2Z\"/></svg>",
	"mask_w": 264,
	"mask_h": 264
},
{
	"label": "built area",
	"instance_id": "obj_6",
	"mask_svg": "<svg viewBox=\"0 0 264 264\" xmlns=\"http://www.w3.org/2000/svg\"><path fill=\"white\" fill-rule=\"evenodd\" d=\"M184 51L187 53V62H192L194 64V49H192L190 43L185 45ZM191 57L193 59H190ZM259 57H264V56H262L260 52H256L253 54H247V56L236 55L232 61V64L226 69H231V75H232V74H234L235 68L240 63V61H248V66H249L251 63L258 61ZM218 72L219 71H208V64L196 65V74L202 78V83L205 86L213 79V77H215L218 74ZM8 85H11V82H9L8 80L3 84L0 83V93L7 92V86ZM49 86L52 89L58 88L59 90L61 89V86H63V88L68 87V74H65L64 77H62V85L61 86H54L53 84H49ZM188 89H189L190 93H192V97L197 102V104H206V98H204L203 95H196L194 93V91L192 89H190L189 86H188ZM229 89H230V87H229ZM9 92L14 93L15 91H13L11 89V91H9ZM217 98H223V97H217ZM150 108H152V107H149V109ZM167 115H168V113H167ZM184 116H185V114L182 112V118L183 119H184ZM192 117H193V135H192V139L190 140V142H194V136H200V134L205 133V130H203V127H197V122H195V116H192ZM177 130L178 129H175V131H177ZM165 142H167V146H172L170 140L165 141ZM192 152H194V151L193 150L190 151L191 157H192ZM199 164H206V156H201V154H200V163ZM213 197H214V195L213 196H207V201H206L207 206L213 204ZM72 198L74 199V201H76L77 199H80L77 195H73ZM48 199H49V197H48ZM224 208L225 207L223 206L222 209H224ZM193 209H202V206L186 209L184 212V216H183L184 219L195 218V217H193ZM222 209L220 211L221 214L223 213ZM178 231H179V228L169 229L167 227L165 229L159 230L157 232L156 236L153 238V242L150 245V249H148L144 252L146 259L143 262L145 264L149 263L150 255L152 254L153 251L158 249V241L159 240L168 239V238H170V236L172 234L178 233Z\"/></svg>",
	"mask_w": 264,
	"mask_h": 264
}]
</instances>
